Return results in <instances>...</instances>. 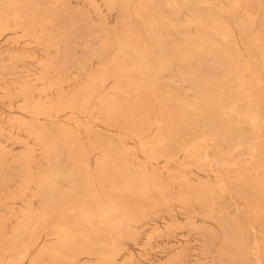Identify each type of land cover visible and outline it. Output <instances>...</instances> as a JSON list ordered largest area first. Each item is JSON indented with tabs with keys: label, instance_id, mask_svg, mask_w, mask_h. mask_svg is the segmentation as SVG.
Listing matches in <instances>:
<instances>
[{
	"label": "bare ground",
	"instance_id": "bare-ground-1",
	"mask_svg": "<svg viewBox=\"0 0 264 264\" xmlns=\"http://www.w3.org/2000/svg\"><path fill=\"white\" fill-rule=\"evenodd\" d=\"M102 3L114 22L98 0H0V36L54 49L0 51L24 114L0 121V264H133L123 240L161 211L147 244L179 230L195 264H264V0Z\"/></svg>",
	"mask_w": 264,
	"mask_h": 264
},
{
	"label": "rangeland",
	"instance_id": "rangeland-1",
	"mask_svg": "<svg viewBox=\"0 0 264 264\" xmlns=\"http://www.w3.org/2000/svg\"><path fill=\"white\" fill-rule=\"evenodd\" d=\"M70 2L73 6H84L85 9H88L92 17H96V14L93 12V9L86 5V3H89V0H67ZM98 3L101 5L102 13L105 15L107 20L112 23L117 18L118 15L116 14H109L106 8L103 6L102 0H98ZM8 35H2L0 36V51L1 49H7V48H17L21 51H31L36 56L40 57L44 55L45 53H52L53 48H49L47 52H45L44 45H38L35 42H32L29 38L23 37L20 33L15 35V41L12 40H6V37ZM76 51L80 53V49L76 47ZM23 63L26 65V68H28L31 73L38 72L40 64L38 63L37 58L32 57H24ZM96 65V60H92L89 62V66L93 67ZM30 73V72H29ZM28 73V74H29ZM9 76V75H7ZM34 76H29V78H33ZM17 101H14L12 105L10 106L9 102L0 99V121L1 124L6 126L4 124V121L6 117L11 114H19L24 115L23 112L17 110ZM0 142L4 146L12 147L11 145V139L6 137L5 135L0 136ZM18 150V149H16ZM138 156L142 157V154L138 153ZM8 158H10L8 156ZM95 156L92 154L90 156V160L94 161ZM154 165L161 166L162 161H157L153 163ZM42 168L45 167V164H42ZM208 172L200 171L198 169L194 170L193 178L196 176H206ZM211 178L214 176L213 173H210L209 175ZM16 208L21 206V203H16L14 205ZM195 209L199 208V205L193 206ZM233 211V210H231ZM172 215L179 221L183 222L185 221V215L180 212L178 204H174L172 206ZM169 216L164 213V211H161L159 216L157 217H151L150 219L143 220L142 225L138 228L139 235L136 237V239H124L123 240V248H124V254L133 255V264H166L167 262L172 259L177 254L181 253V257L179 258L180 261H176L175 264H195L197 258H200L198 256L197 251V241L196 239L187 234L182 233L179 230H172L169 233H162L159 235H156L150 243H146L147 235L155 228V226H158L160 229L165 228V222L166 218ZM199 221V219H197ZM82 260H93L92 258H87L86 256L82 255L80 257ZM19 264H26L19 263ZM51 264V263H50ZM230 264H237V261H233Z\"/></svg>",
	"mask_w": 264,
	"mask_h": 264
}]
</instances>
